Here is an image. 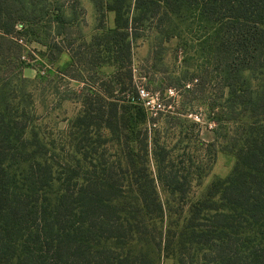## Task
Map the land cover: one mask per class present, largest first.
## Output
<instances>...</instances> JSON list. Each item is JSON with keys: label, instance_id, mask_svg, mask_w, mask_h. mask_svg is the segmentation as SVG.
<instances>
[{"label": "trees", "instance_id": "1", "mask_svg": "<svg viewBox=\"0 0 264 264\" xmlns=\"http://www.w3.org/2000/svg\"><path fill=\"white\" fill-rule=\"evenodd\" d=\"M79 1L0 0V264H264V0H92L100 22L89 41ZM46 21L52 40H35L57 69L30 78V27ZM142 39L169 92L212 113L204 157H234L198 196L133 85ZM168 43L184 53L178 75L160 66ZM52 75L83 84L69 144L38 123L36 92L47 109L69 98ZM201 161L190 167L204 179Z\"/></svg>", "mask_w": 264, "mask_h": 264}, {"label": "rangeland", "instance_id": "2", "mask_svg": "<svg viewBox=\"0 0 264 264\" xmlns=\"http://www.w3.org/2000/svg\"><path fill=\"white\" fill-rule=\"evenodd\" d=\"M48 2L49 5H54L57 0H48ZM94 6L92 0H80L74 13L78 18L76 28L81 30L83 36L88 41L91 39L96 26L100 22L97 19V11ZM71 13L73 12L67 8L65 9L64 15L69 17ZM102 18L105 26L113 25V13L105 11V16H102ZM50 26L46 21L40 25H32L30 27L31 35L28 37V46L26 47L24 57V60H27L29 63L24 68V75L27 77L35 78L38 73L47 76L46 74L49 72L48 69L50 67L51 70L57 69L56 65L51 64L44 57L45 50L47 49L35 40H42L41 38L52 40L53 32ZM47 33L49 37H47ZM150 43L149 39L139 40L133 49L131 62L133 85L136 88L147 89L151 95L155 96L153 97L155 104L161 103L163 110L157 115H153L154 118L151 117L155 120L153 124L150 122L152 134H157L160 142L166 144L169 148H174L175 163L179 167L181 166V170L191 180L192 188L190 189V195L198 196L214 178L226 177L230 173L234 165V157L220 152L214 163H211L210 160L204 157L203 142L212 140L214 136L213 129L217 126L213 120L214 117L210 113V110L203 105L202 98L189 102L185 96L182 98L181 94L183 91L171 90L169 92L168 88L173 85H166L168 82L164 81L163 75L155 71V67L151 64L152 62H149ZM168 45L163 54V61L160 63V66L167 69V74L178 75L183 68L184 53L182 50L176 52L174 43H168ZM103 55L108 56L107 53H103ZM195 58V64L203 62L202 58ZM60 64L59 61L57 65L59 66ZM100 70L102 74L109 77V74L114 69L111 65L106 64ZM50 78L53 80L58 79L57 75H52ZM57 81L60 83V91L69 93L68 99H64L57 104L55 103L52 109H47L40 101L39 92H36L35 96L37 97V113L40 117L38 123L49 135L52 133V136L61 140L62 145L63 141L69 144L66 132L69 128L70 119L76 116L81 109V99H78L75 94L81 91L83 84L74 80L60 81L58 79ZM148 116L150 117L151 115ZM199 159L202 160V167L206 168L211 166L208 175L204 179L203 175L199 177L203 173V168L202 171L201 169L198 170L197 175L195 168L190 167L192 160L197 162ZM180 162L183 165H180ZM198 178H201L202 182H198ZM162 264H175V261L171 258H165Z\"/></svg>", "mask_w": 264, "mask_h": 264}, {"label": "built area", "instance_id": "3", "mask_svg": "<svg viewBox=\"0 0 264 264\" xmlns=\"http://www.w3.org/2000/svg\"><path fill=\"white\" fill-rule=\"evenodd\" d=\"M139 89V98L143 102L145 108L147 109L149 115H157L160 111L163 110L161 103H156L153 100V95L150 94V91H148L145 88H138Z\"/></svg>", "mask_w": 264, "mask_h": 264}, {"label": "crops", "instance_id": "4", "mask_svg": "<svg viewBox=\"0 0 264 264\" xmlns=\"http://www.w3.org/2000/svg\"><path fill=\"white\" fill-rule=\"evenodd\" d=\"M59 61H60V63H61V64L59 65V67H61V68H65V67H67V66L70 64V62H71V58H70L69 53H68V52H64V53L61 55ZM59 61H58V62H59Z\"/></svg>", "mask_w": 264, "mask_h": 264}]
</instances>
